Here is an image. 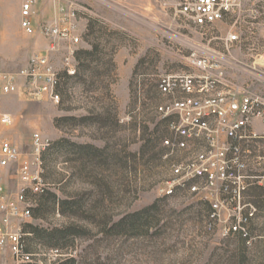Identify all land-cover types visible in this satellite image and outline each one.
I'll list each match as a JSON object with an SVG mask.
<instances>
[{
  "label": "rangeland",
  "instance_id": "rangeland-1",
  "mask_svg": "<svg viewBox=\"0 0 264 264\" xmlns=\"http://www.w3.org/2000/svg\"><path fill=\"white\" fill-rule=\"evenodd\" d=\"M22 1L0 0V73H17L37 54L49 55L62 72L67 44L51 51L38 30L54 19L57 1L39 0L44 5L32 36L20 28ZM73 1L90 14L82 19L76 74L64 75L60 104L31 99L24 90L4 95L0 80V142L16 144L22 161L35 133L55 145L45 155L48 190L37 198L32 219L21 222L32 264H263L264 242L250 247L222 239L205 228L208 205L157 192L175 159L162 146L169 132L155 111L164 101L160 81L188 71V46L206 44L210 33L219 45L232 23L184 28L147 0ZM246 2L252 6L236 17L242 43L231 50L240 65L259 62L264 44V0ZM5 114L14 119L11 127L1 124ZM15 172H3L13 194ZM0 264H17L6 248Z\"/></svg>",
  "mask_w": 264,
  "mask_h": 264
},
{
  "label": "built area",
  "instance_id": "built-area-1",
  "mask_svg": "<svg viewBox=\"0 0 264 264\" xmlns=\"http://www.w3.org/2000/svg\"><path fill=\"white\" fill-rule=\"evenodd\" d=\"M56 1L54 19L38 30L51 51L61 43L67 44L62 72L49 55L37 54L17 73H0L4 95L24 90L31 99L60 104L62 81L76 74V48L83 41L81 22L90 11L73 0ZM147 1L161 12L172 14L184 28L209 29L239 18L248 0ZM38 2L22 1L20 28L27 35L37 32ZM221 39L223 51L201 43L188 46L189 70L165 75L160 81L159 93L164 101L155 111L167 123L169 132L162 146L167 157L175 159L169 178L158 185L157 192L163 198H197L210 207L207 231L222 239L238 238L251 247L254 242H264V95L253 91L251 84H235L226 76L231 69L264 85V75L230 57L241 41L238 32L229 31ZM1 124L11 127L14 119L2 115ZM51 146V139L35 133L32 151L22 161L16 144L9 139L0 142V248L8 249L17 264L33 263V255L26 252L27 234L21 222L32 219L37 198L48 190L43 154ZM10 168L16 170L13 177L18 189L14 194L3 183V172Z\"/></svg>",
  "mask_w": 264,
  "mask_h": 264
},
{
  "label": "crops",
  "instance_id": "crops-1",
  "mask_svg": "<svg viewBox=\"0 0 264 264\" xmlns=\"http://www.w3.org/2000/svg\"><path fill=\"white\" fill-rule=\"evenodd\" d=\"M43 5H44L43 2L41 4L38 3V7L37 8L39 9L40 7H43ZM248 6H252V5H250L249 3L245 2L244 7L246 8ZM228 22L232 23V26L229 29V31L238 32L239 35H240V33H242L241 31H239L236 28V24L238 23V19H236V17L231 19V20H229ZM35 24H38L37 20H35ZM226 35H227V33L225 35H223V37H225ZM250 35H256V34L254 32H251ZM260 36L263 37V39H264L263 31H261ZM215 39H218V37H215V36H213V34L210 33L209 41L206 44H203V45L223 51V46H222L221 43L219 45H217V46L212 44V41L215 40ZM240 43H242V41H240ZM240 43L235 45L234 49H236L238 47V45H240ZM259 53L261 54L259 62H253V63H248V64L245 63L244 65H241V66H243V67H245V68H247V69H249L251 71H256V72H259L260 74L264 75V44L262 46H260ZM231 55L233 56L232 53H231ZM233 59L235 61H237L239 64H241V61L239 60V58L233 56ZM226 77H227L228 81L233 82L235 84L249 83V84H251L253 91L259 92V93L264 95V85L256 83L254 81V79L251 78L247 74H244L242 72L234 71V70L229 69V70H227V76ZM1 110H2V104L0 103V111Z\"/></svg>",
  "mask_w": 264,
  "mask_h": 264
},
{
  "label": "trees",
  "instance_id": "trees-1",
  "mask_svg": "<svg viewBox=\"0 0 264 264\" xmlns=\"http://www.w3.org/2000/svg\"><path fill=\"white\" fill-rule=\"evenodd\" d=\"M54 143H52V146L43 154V164L45 163V155L48 154L49 152L53 151L54 149ZM80 149H85L86 146H78ZM44 169H45V164H44ZM45 179V178H44ZM38 209V208H37ZM37 209L34 211L36 212ZM52 247H59L56 246L55 244L51 245ZM58 264H74V260L73 259H69V260H61Z\"/></svg>",
  "mask_w": 264,
  "mask_h": 264
}]
</instances>
